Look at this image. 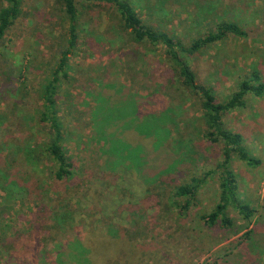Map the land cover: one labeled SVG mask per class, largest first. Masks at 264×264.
Segmentation results:
<instances>
[{
    "label": "rangeland",
    "instance_id": "rangeland-1",
    "mask_svg": "<svg viewBox=\"0 0 264 264\" xmlns=\"http://www.w3.org/2000/svg\"><path fill=\"white\" fill-rule=\"evenodd\" d=\"M129 1L144 22L170 33L186 46L204 35L206 28L214 30V23L220 21L217 17L222 15L242 26L246 36L230 34L220 44L208 45L192 56L187 55L186 60L196 72L198 84L209 85V74L211 81L225 80L226 85L216 94L219 99L236 90L238 81L252 68L261 72L264 82V5L260 8L261 0ZM5 4V0H0V6ZM202 17L203 27L198 32L195 26ZM208 17L217 20L209 21ZM62 20L57 0H22L21 12L1 41L0 264H44L42 256L45 254L37 255L40 250L21 255L5 249L6 243L29 227L31 217L43 202L50 209L59 202L76 208L75 221L81 225H85V221L80 222L84 217L81 209L86 208L101 210L115 223L128 225L127 215L116 211L120 203L128 207L138 202L146 188L137 171L130 166L138 164L142 152L145 156V144L142 141L125 144V150L132 155L130 158L124 154L120 157L117 146L113 152L118 155L113 160L103 155L92 133L101 117L114 121L112 125L118 132L123 128L120 119L129 118L133 113L130 111L132 104L124 101L128 96L124 97L126 92L147 101L149 111L160 113L164 107L169 112L164 127L142 123L137 130L139 137L151 136L148 133L156 135V139L152 137V156L169 140V145L178 141L187 147L193 144L195 149L200 142L199 152L205 159L203 169L212 168L222 159L221 144H212L199 133L202 129L200 97L183 88L166 56V47L136 42L113 8H95L81 18L78 46L68 57L66 76H60L57 85L55 99L63 125L62 148L76 169L69 179L55 180L52 176L54 162L44 150L49 128L40 120L42 101L39 94L41 84L55 68L64 48L61 47ZM91 26L97 29L89 30ZM252 53H256L255 61L250 67H244V62H251ZM238 58L242 60L240 67ZM210 62L214 65L208 66ZM105 84L109 85L105 89L116 88L117 96L113 100L118 99L113 108H95L96 95ZM250 96L246 98L247 106L224 117L227 128L239 130L247 146L260 159L257 166L246 165L236 157L231 160V167L238 176V194L253 208L250 220L243 219L230 208L229 215L234 221L231 227L221 228L220 223L208 227L203 223L201 215L218 200L219 171H216L202 183L197 205L184 211L182 216L176 208L168 207L164 199L159 206L155 200L142 204L140 211L148 225L145 230L147 247L140 246L138 255L142 256L144 264H264V95ZM121 97L124 98L120 100ZM103 102L101 98L99 103ZM104 163L108 167L107 172L102 173L100 167ZM183 173L176 171L169 175L173 181L177 174L183 182ZM11 178L16 182L6 190L5 184ZM85 184L89 189L84 192ZM147 214L153 217L148 220ZM2 249L7 254L2 255ZM44 250L49 257L47 264H55L56 254L49 253L47 247ZM132 259L130 261L134 262L135 257Z\"/></svg>",
    "mask_w": 264,
    "mask_h": 264
},
{
    "label": "trees",
    "instance_id": "trees-1",
    "mask_svg": "<svg viewBox=\"0 0 264 264\" xmlns=\"http://www.w3.org/2000/svg\"><path fill=\"white\" fill-rule=\"evenodd\" d=\"M5 1L6 4L0 6V45L6 30L21 12L22 0ZM57 2L63 13V44L61 47L64 48L60 51L55 68L46 81L41 84L39 94L42 101L39 112L40 120L45 122L49 128L48 141L44 145V150L50 160L54 162L52 176L55 180L69 179L76 169L62 148L63 125L58 116L55 99L57 85L60 82V76H66L69 55L78 46L81 23L83 22L81 18L92 13L95 8H113L119 15L123 27L136 42H148L153 45L162 44L166 47V56L169 58L172 68L175 69L179 82L184 85L183 88L192 95L200 97L202 129L199 133L206 141L212 144H221L222 159L220 162H216L217 164L212 168L203 169L205 159L204 154L199 152L202 149L200 142H197V149H195L193 144L187 147L178 144V141L176 144L169 145V140L163 142V148H160L162 150L152 156L151 148L154 143L153 138L156 139V135L148 133L151 136L139 137L137 130L142 123L144 126L151 123L155 126L164 127V123L169 118L167 115L169 112L164 107L160 113L149 111L147 101H143L142 97L135 93L126 92L124 97L128 96L124 101L132 104L130 111L133 113L131 116L126 115L129 118L116 120L121 124L124 123L123 128L118 132L117 127L112 125L114 121L101 117L99 125L95 126L92 133L96 144H100L103 155L113 160L118 155V153L113 152L115 147H120V157L124 154L130 158L132 155L125 150V144L133 145L137 141H142L145 144V156L142 152L138 164L136 166L131 164L130 166L137 171L146 188L138 202L131 203L128 207L120 203L116 211L120 215L123 213L127 215L128 225L117 224L113 218L103 214L101 210L98 212L96 209L89 208L84 211L81 209L84 217H81L80 222L85 221V225H81L75 221L76 208L65 206L59 202L55 208L50 209L49 205H44L43 202L42 206H38L31 217L29 227L18 233L15 240L6 243L5 249L8 252L14 251V253L21 255L30 250L33 253L40 250L37 255L45 254L42 256L44 264H47L49 259L44 250L46 247L49 253L54 252L56 254L55 264H144L142 256L138 255L140 246L147 247L145 246L147 237L145 230L148 225L144 214L140 211L142 204L155 200L159 206L164 199V202L167 201L168 207L176 208L179 215L182 216L184 211L187 212L192 206L197 205L198 193L202 191V183L207 176L216 171H219L218 200L208 212L201 215L203 223L208 227L215 226L217 223H220L221 228L231 227L234 221L229 215L230 208H233L243 219L250 220L253 208L240 198L241 194H238V176L231 167V160L236 157L246 165L257 166L260 159L247 146L240 131L227 128L224 124V117L233 110L247 106L249 95H251L250 97L264 95V82L261 79V72L251 67V72H248L247 76H243L240 82L238 81V88L224 99H219L212 86L198 84L196 72L186 60L187 55L192 56L208 45L212 47L220 44L230 34L246 36L247 32L242 26L237 22L224 19V15H222L217 17L220 21L216 25L214 23V30L207 31L206 28L204 35L195 38L189 46H186L170 33L155 28L147 21L144 22L129 0H57ZM263 5L264 0H261L260 8ZM155 9H158L157 4H155ZM166 9L168 10V8ZM206 16L204 18H207ZM217 18L210 19L208 17L209 21L217 20ZM202 21L203 17L199 25L195 26L198 32L201 31L199 28L202 29L203 27ZM94 28L96 27L91 26L89 30L93 31ZM183 55H185L184 58ZM254 55L256 56V53ZM106 86L109 85L105 84L101 88L100 94L96 95L98 98H95V108L99 106L102 107L101 109L113 108L112 105L118 99L113 100L117 96L114 93L116 88L105 89ZM176 96L177 93H175ZM101 98L104 99V104L99 103ZM175 126L177 125L174 124ZM107 167V164L104 163L100 167V171L103 170L102 173H104ZM109 171L112 172V170ZM176 171L178 173L184 172L183 182L178 179L180 176L177 174H174L175 179L173 181L170 178L169 173ZM198 172H202L201 175H198ZM15 182L14 179H9L5 184L6 190H10ZM84 187V192L88 191L89 186L85 184ZM84 194L86 195V193ZM18 196L16 198H19ZM91 205L96 206L95 203ZM146 216L150 220L153 214ZM129 217H131L130 220ZM32 238L34 243H30ZM130 252L133 253L130 254ZM1 253L4 255L3 249ZM132 256L135 257L134 262L130 261L133 260Z\"/></svg>",
    "mask_w": 264,
    "mask_h": 264
},
{
    "label": "crops",
    "instance_id": "crops-1",
    "mask_svg": "<svg viewBox=\"0 0 264 264\" xmlns=\"http://www.w3.org/2000/svg\"><path fill=\"white\" fill-rule=\"evenodd\" d=\"M208 49H209V51L212 50V48H208ZM241 61H242L241 58H238V61H237V63L239 64L238 67L241 66V64H242ZM249 61H251V62L250 63L249 62H247V63L244 62L243 66L244 67H250L251 66V63L255 61V55L253 53H252V57L250 58ZM212 65H214V63L213 62H210V65H208V66H212ZM210 79H211V74H209V77L207 79L208 80L207 82H210L209 83V86H212L215 89V92L216 93L222 91V90H219V89L221 87H224L226 85L225 80H223V79H221V82L218 79H216V81H211Z\"/></svg>",
    "mask_w": 264,
    "mask_h": 264
}]
</instances>
